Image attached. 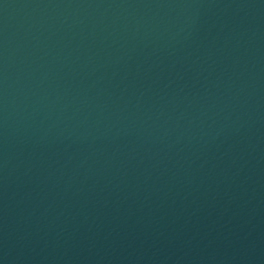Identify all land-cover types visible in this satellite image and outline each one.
I'll list each match as a JSON object with an SVG mask.
<instances>
[{"label":"water","instance_id":"obj_1","mask_svg":"<svg viewBox=\"0 0 264 264\" xmlns=\"http://www.w3.org/2000/svg\"><path fill=\"white\" fill-rule=\"evenodd\" d=\"M0 264H264V0H0Z\"/></svg>","mask_w":264,"mask_h":264}]
</instances>
